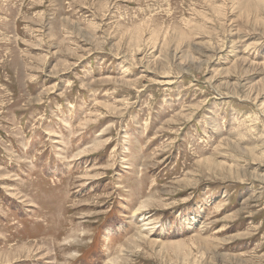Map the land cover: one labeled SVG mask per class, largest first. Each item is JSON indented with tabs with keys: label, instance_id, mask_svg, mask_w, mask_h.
<instances>
[{
	"label": "rangeland",
	"instance_id": "obj_1",
	"mask_svg": "<svg viewBox=\"0 0 264 264\" xmlns=\"http://www.w3.org/2000/svg\"><path fill=\"white\" fill-rule=\"evenodd\" d=\"M0 264H264V0H0Z\"/></svg>",
	"mask_w": 264,
	"mask_h": 264
}]
</instances>
